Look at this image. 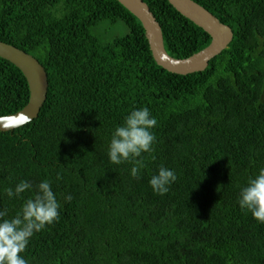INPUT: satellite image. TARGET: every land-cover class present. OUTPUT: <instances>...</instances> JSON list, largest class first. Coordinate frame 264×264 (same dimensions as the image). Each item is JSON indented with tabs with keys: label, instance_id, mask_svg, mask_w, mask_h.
<instances>
[{
	"label": "trees",
	"instance_id": "16d2710c",
	"mask_svg": "<svg viewBox=\"0 0 264 264\" xmlns=\"http://www.w3.org/2000/svg\"><path fill=\"white\" fill-rule=\"evenodd\" d=\"M143 1L169 55L210 43L167 0ZM194 1L233 38L204 70L180 75L156 63L141 22L117 0H0V41L33 55L48 78L38 116L0 131V208L19 211L23 200L4 190L25 179H49L61 202L58 222L22 253L29 264H264V224L238 204L264 167V0ZM28 99L24 75L0 57V116ZM143 106L158 124L136 179L107 148ZM161 166L178 177L165 195L149 184Z\"/></svg>",
	"mask_w": 264,
	"mask_h": 264
},
{
	"label": "clouds",
	"instance_id": "9594fccd",
	"mask_svg": "<svg viewBox=\"0 0 264 264\" xmlns=\"http://www.w3.org/2000/svg\"><path fill=\"white\" fill-rule=\"evenodd\" d=\"M158 124L147 106L133 107L123 122L111 132L107 155L112 164L130 163L133 178L141 177L146 167L144 153L153 150L156 136L152 131ZM178 179L175 169L161 166L153 174L149 184L154 193L165 195ZM5 193L9 199L23 200L21 208L10 216L7 208H0V264H29L22 255L28 248L32 237L48 225L60 219L61 202L53 191L52 182L43 179L38 185L29 180H20L15 187H8ZM25 193H32L27 198ZM71 202V194L63 195ZM239 207L250 212L254 219L264 224V167L255 176L249 177L238 197Z\"/></svg>",
	"mask_w": 264,
	"mask_h": 264
},
{
	"label": "water",
	"instance_id": "95a60500",
	"mask_svg": "<svg viewBox=\"0 0 264 264\" xmlns=\"http://www.w3.org/2000/svg\"><path fill=\"white\" fill-rule=\"evenodd\" d=\"M142 24L151 54L156 63L168 72L186 75L204 70L210 59L223 51L233 38L230 26L194 0H167L175 10L207 32L210 43L185 58H175L164 47L161 26L143 0H117ZM0 57L16 66L26 78L29 99L15 113L0 116V131L12 130L36 118L45 102L48 78L44 67L31 54L12 44L0 41Z\"/></svg>",
	"mask_w": 264,
	"mask_h": 264
},
{
	"label": "rangeland",
	"instance_id": "374dc122",
	"mask_svg": "<svg viewBox=\"0 0 264 264\" xmlns=\"http://www.w3.org/2000/svg\"><path fill=\"white\" fill-rule=\"evenodd\" d=\"M101 30H104V28H102ZM120 31H121V27H116L111 30V34L116 35Z\"/></svg>",
	"mask_w": 264,
	"mask_h": 264
}]
</instances>
